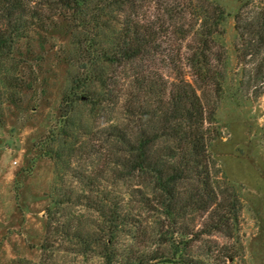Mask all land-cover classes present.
Instances as JSON below:
<instances>
[{
    "label": "rangeland",
    "instance_id": "374dc122",
    "mask_svg": "<svg viewBox=\"0 0 264 264\" xmlns=\"http://www.w3.org/2000/svg\"><path fill=\"white\" fill-rule=\"evenodd\" d=\"M213 3L227 15L215 29L207 51L211 69L225 74L222 88L198 81L188 57L199 38L194 31L187 38L179 34L196 24L188 4L194 8ZM171 4L175 18L169 21L162 5L142 2L141 17L154 22L158 34L155 51L138 64L139 75L156 80L167 88L166 93L172 83L189 82L196 87L208 118L204 129L218 197L230 195L238 200L236 222L225 231L206 232L211 222L207 214L188 212L170 221L156 202L144 204L153 197L142 200L137 180L111 184L101 172L108 151L98 142L99 130L122 116L129 81L122 75L118 79L124 86L115 106L90 111L83 100L78 102L88 127L78 142L97 144V153L63 162L67 167L61 169L62 189L74 194H90L88 188L100 190L102 196L109 194L120 202L125 219L116 246L122 256L131 251L168 259L152 264H184V258L197 264H264V0H172ZM209 16L213 20L215 12ZM58 22L60 28L34 34L22 40L10 57H0V78L8 74L7 84L0 83V264H102L101 243L81 253L60 231L61 225L74 227L78 219L101 225L96 213L69 205L51 232L47 230V210L60 168L48 152L58 142H52L51 136L60 132L61 96L76 74L71 31L65 22ZM125 70L116 72L124 75ZM73 141V137L64 139L76 145ZM74 171L90 176L92 182L84 185L72 177ZM175 249L182 254H174Z\"/></svg>",
    "mask_w": 264,
    "mask_h": 264
},
{
    "label": "trees",
    "instance_id": "16d2710c",
    "mask_svg": "<svg viewBox=\"0 0 264 264\" xmlns=\"http://www.w3.org/2000/svg\"><path fill=\"white\" fill-rule=\"evenodd\" d=\"M171 1L149 0V3L162 5L166 11L163 15L170 21L175 18ZM142 2L0 0V57H10L22 40L58 27L59 20L65 22L66 28L71 31L74 47L71 59L76 74L61 96L58 118L60 132L51 136L52 142H58L48 152L57 165L60 164V168L47 210V230L51 232L52 224L58 223L57 218L64 215L63 211L69 205L96 213L101 225L89 218L78 219L74 227L61 225L60 231L75 242L81 253H85L93 244L101 243L98 255L102 264H152L153 261L168 260L157 255L139 256L131 251L122 256L116 246L118 231L125 219L120 212V202L109 194L102 196L100 190L88 188L90 194H74L62 189L64 175L61 169L67 167L63 162L66 159L78 161L84 155L97 153V144L87 146L78 142L88 128L79 114L78 102L83 100L90 111H105L107 106H115L124 86L118 76L121 79L122 76L129 78V81L123 93L122 116L115 124L99 130L102 136L98 142L108 151L101 172L110 178L111 184L137 180L136 185L143 191L142 200L147 196L153 197L147 203L144 200V204L156 202L170 221L176 222L188 212L207 214L211 221L206 231L209 232L212 229L225 231L237 220L238 200L235 196L228 195L221 200L218 197L208 158L207 131L204 129L208 118L196 87L189 82L181 85L172 83L166 93L165 86L161 87L156 80H146L139 75L138 64L155 51L158 34L154 22L141 17ZM188 6L196 18V24L180 30L179 34L187 38L194 31L199 38L197 45L191 49L188 66L200 83L209 81L222 88L225 74L211 69L207 51L215 29L224 23L227 15L224 8L215 3L203 7ZM211 12H215L213 20L209 16ZM199 19L203 20L196 29ZM120 68H126L124 75L116 72ZM7 75L0 78L3 86L7 84ZM108 100L111 104H104ZM210 115L213 116V113ZM71 137L76 145L64 142L65 138ZM72 177L84 181L87 186L92 182L89 181L90 176L81 171H74ZM137 191L142 193L141 190ZM94 228L97 232L92 231ZM174 254L182 253L175 249ZM182 261L184 264H197L185 258Z\"/></svg>",
    "mask_w": 264,
    "mask_h": 264
}]
</instances>
